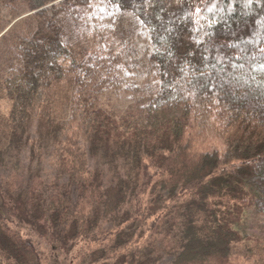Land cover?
Listing matches in <instances>:
<instances>
[{
  "label": "trees",
  "instance_id": "obj_1",
  "mask_svg": "<svg viewBox=\"0 0 264 264\" xmlns=\"http://www.w3.org/2000/svg\"><path fill=\"white\" fill-rule=\"evenodd\" d=\"M20 1L37 28L14 40L21 69L0 83L12 102L0 163L53 148L60 177L30 178L32 225L67 250L82 242L80 264H264V237L245 230L250 212L264 219V0H106L151 43L154 83L123 115L103 106L87 62L118 42L87 34L92 0ZM209 121L223 151L198 139ZM105 166L121 171L107 180ZM0 264H43L1 204Z\"/></svg>",
  "mask_w": 264,
  "mask_h": 264
},
{
  "label": "rangeland",
  "instance_id": "obj_2",
  "mask_svg": "<svg viewBox=\"0 0 264 264\" xmlns=\"http://www.w3.org/2000/svg\"><path fill=\"white\" fill-rule=\"evenodd\" d=\"M5 1L7 0H0V83L13 73H19L21 69L20 59L14 50V40L33 34L37 28L33 13L29 12L20 0L14 2L13 9L7 6ZM90 8L87 34L92 35L94 31L109 29L114 32L118 42L111 46L109 55L102 56L96 49H90L91 53L86 59L92 66L90 68L96 82L105 85V92L101 97L103 106L116 115H123L138 108L142 103L143 85L154 83L151 82L154 79L149 68L151 53L149 33L135 18L108 5L106 0H92ZM77 46L81 49L85 45L77 43ZM59 99L58 105L63 103V100ZM11 104L7 93L1 90L0 114L3 117L9 115ZM63 110L68 114L69 106H64ZM198 133V139L206 141L210 145L208 147L210 151L225 149L227 135L218 131L212 121L203 122ZM31 134L35 139V128L32 129ZM5 146L1 145L0 148ZM53 152V148L45 151L41 160L39 158L33 160L30 148L24 150L21 156H6L0 163V204L10 217V225L34 241L43 264H80V259L77 257L80 254L79 250L83 251L82 242H78L71 250L61 247L52 236V232L41 228L37 230L32 225L22 204L32 176L39 175L48 183L60 180L57 166L54 164L57 160ZM91 165L94 168L95 162L93 161ZM111 168L105 166L107 180L114 173L121 171ZM9 181L11 183L13 181L12 192L8 189L10 185L7 187ZM245 226L249 234L264 237V219L255 212H250ZM242 248L238 247V252H235L240 258L244 257Z\"/></svg>",
  "mask_w": 264,
  "mask_h": 264
}]
</instances>
